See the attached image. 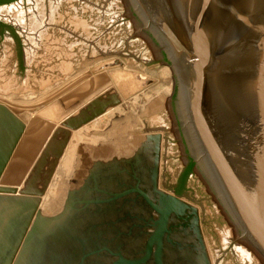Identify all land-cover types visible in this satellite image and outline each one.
I'll use <instances>...</instances> for the list:
<instances>
[{"label": "water", "instance_id": "obj_1", "mask_svg": "<svg viewBox=\"0 0 264 264\" xmlns=\"http://www.w3.org/2000/svg\"><path fill=\"white\" fill-rule=\"evenodd\" d=\"M124 2L167 63L175 112L202 172L239 239L264 264V0ZM117 67L125 63L116 58L94 72ZM133 76L139 87L125 99L156 82ZM121 103L114 89L89 100L55 130L34 165L18 161L16 168L27 124L0 102V238L11 241L0 244L1 264H213L198 207L159 188L160 133L123 160L138 167L153 151L154 193L140 191L150 222L127 225L122 213L137 201L132 191L116 192L126 181L118 160L96 162L59 213L41 209L73 132Z\"/></svg>", "mask_w": 264, "mask_h": 264}, {"label": "rangeland", "instance_id": "obj_2", "mask_svg": "<svg viewBox=\"0 0 264 264\" xmlns=\"http://www.w3.org/2000/svg\"><path fill=\"white\" fill-rule=\"evenodd\" d=\"M51 1L53 0H44L40 7L38 5L32 6L28 2L10 5V1L7 2L8 4L0 5V17L12 21L15 19L16 14H21L22 17H28L27 19H29L32 10L44 11L47 17V14L50 15ZM20 4L22 5L16 7ZM10 8H14L12 12L9 11ZM53 16L54 22L56 21L55 23L58 25L55 33L49 30L51 35L55 34L54 41L51 40L49 43L44 41L36 46L27 41L24 50L21 41H14L9 36L0 39V102L11 108L27 124L23 139L29 133L30 124L25 116H30L32 120H41L44 112L68 98L72 91H74L73 94L77 90L85 93L91 89L90 81L92 78L90 73H87L86 85L79 83V79L69 81L71 72H64L59 68L63 62H71L72 73H75L77 71L84 72V66L89 62L96 66V64H101L104 61L120 59L125 63V68H111L103 73L108 80V85L115 86L113 89L116 92L121 95L128 91L133 92L136 89L134 86L138 85L134 82V74L155 79L156 82L127 99L121 96L122 103L121 106L118 105L119 108L104 117H100L99 120L97 119L85 126L82 130L74 132L75 134L73 138L71 137L68 146L69 151L65 157L68 156L70 149L75 147L74 149H76L78 155L73 158L72 163L78 158H85L86 175L92 163L99 159L94 156L101 157L110 153L107 151L108 149L105 151V147L102 148L96 144L104 141L106 137L123 135L126 140L138 138L140 145L148 134L164 132L166 136L163 145L161 184L171 192L177 191L180 188L177 184V178L185 166L186 156H184L185 153L180 138L181 127L178 126L179 122L176 123L177 119L175 120V118H177V115L174 117V113L176 114L175 107L173 113L174 102L169 91L170 72L152 37L149 35L152 39L150 40L147 36L148 31L144 30L137 14L133 9L129 10L124 0H62L58 10H54ZM32 17H34L33 14ZM75 18L86 21L88 24L87 29H77ZM31 28H33L32 25ZM28 30L27 28L25 32L20 28L23 35ZM65 30H77V35L79 36L82 33L87 40L80 42V40L78 41L70 36L67 37V31ZM65 38H67L66 45L59 46L63 44L61 42ZM72 44L73 47L70 48ZM46 45L53 47V51L50 53L46 51L48 48ZM56 47L63 50H55ZM28 48L32 51L35 50V57L31 60L28 57L29 54H27ZM18 49L21 50L19 55ZM67 50L68 53H75V57L71 59L67 57L63 53ZM86 57L91 59L86 61ZM19 63H23L25 67H20ZM115 70H118L116 72L117 74L120 73L118 76L121 78L112 74V72L115 73ZM166 71L167 74L164 73ZM95 78L96 76L93 77V79ZM121 79V86L125 85L127 80L131 81L132 84L121 88L116 82H120ZM75 103L76 101L73 102L72 106L67 105L69 107L67 110L55 113L56 120H60L74 108H77L78 102ZM56 120H48L46 123L48 125L47 132L39 139L38 148H41L50 136L56 125ZM109 122H111L110 126L107 124ZM166 124L167 126L164 127ZM108 126L110 130L122 126L120 129L122 132L106 135L105 129ZM16 158L17 152L15 160ZM83 177L80 178V181ZM180 194L184 200L198 207L200 211L201 227L213 264H262L260 259H248L238 252V247L245 244L239 239L233 224L222 208L216 192L203 172L197 171ZM43 198L47 202L46 196ZM64 198L65 196L62 199L63 201ZM62 202L56 205V210L59 209L56 213L63 208L64 203L62 205ZM245 246L249 248L247 245Z\"/></svg>", "mask_w": 264, "mask_h": 264}, {"label": "flooded vegetation", "instance_id": "obj_3", "mask_svg": "<svg viewBox=\"0 0 264 264\" xmlns=\"http://www.w3.org/2000/svg\"><path fill=\"white\" fill-rule=\"evenodd\" d=\"M4 1V0H3ZM10 3V5L16 4V3H29L32 6H36L38 5V7H40L41 3L44 2V0H5V2H0V5H5L7 2ZM62 2V0H53L50 3V15L47 14L46 17V13L44 11L39 12V10H32V14L34 17H29V19L22 17L21 14H16L15 19L14 20H7L4 19L2 17H0V30H1V34H0V39H4L7 36H9L12 40H17V41H21L22 45L24 46V50H25V45L26 42H31V44H33V46L36 45H40V43L44 42L45 43H49V41L55 39V34L51 35L49 30H52L53 33H55V31H57V23L54 22V10H58V7L60 6V3ZM7 3V4H8ZM17 5L16 7L21 6ZM14 8H10L9 11H13ZM18 20V21H16ZM30 20V21H29ZM75 20L77 21L75 23V26H77L76 28L79 29H87L86 27H88V24L86 21L83 20H79L78 18H75ZM16 21V22H15ZM31 22V23H29ZM21 23V24H20ZM85 23V24H84ZM74 24V23H73ZM31 25L33 26V28H31ZM20 28L22 30H24L26 32L27 28L28 30V34L26 33L25 35H23L20 32ZM67 31V37L70 36L72 38L77 39L78 41L80 40V42L87 40V38L83 37V34L81 33V35H77V30L75 31H69V30H65ZM52 41V42H53ZM67 38H65V40H63L59 46H63L66 45ZM79 43V42H78ZM53 44V43H52ZM80 44V43H79ZM75 45V44H74ZM78 45V44H77ZM19 46V45H18ZM47 46V45H46ZM48 47V48H47ZM47 50L49 53L53 51V47L51 46H47ZM73 47V44L70 46V48ZM35 49V47H34ZM55 50H63L60 47H56ZM72 50V49H71ZM21 51V50H20ZM20 51L18 49V55L20 54ZM35 50L32 51V49L27 50V54H29V59H33L35 57L34 55ZM67 57H69L70 59L75 57V53L73 54L72 52L68 53V50L66 52H63ZM88 57V56H87ZM85 58L86 61L87 59H91V58ZM23 62V61H22ZM87 63V62H86ZM90 64V65H89ZM20 67H25V65L22 63H19ZM92 63L89 62L87 64H85V71H77L75 73H72V65L71 62H63L62 65H60V70L62 69L64 72H71L70 74V78L69 81H74L75 79H83L87 76V73H92ZM69 67V68H68ZM67 68V69H66ZM60 81V80H59ZM173 113H174V104H173ZM175 113H174V117H175ZM179 115V114H178ZM177 119V120H176ZM175 120L177 121L176 123L179 122L178 126L180 128V121L181 123H183V119L179 116V120L178 118H175ZM151 122V120H150ZM184 124V123H183ZM167 126L164 125V127ZM184 126V125H183ZM180 138L182 141V147L184 149V153L186 156V162H185V166L182 169V171L180 172V175H178L179 177L177 178V184L178 186H181V181L184 177V175L186 174L187 170L192 166V171L191 173L188 175V178L186 180L185 186H187L190 178L192 176H194V174L197 171L202 172L201 167L196 159V154L193 150L192 144L190 146L189 142H188V138L186 133L180 130ZM119 143H132V140H127L124 142H119ZM164 144V143H163ZM162 146V143H161ZM137 148V146H136ZM134 148L130 153L128 154H115L118 156H124V155H130L134 152V150L136 149ZM114 156V155H113ZM112 157V156H111ZM110 157V158H111ZM161 159H163V155H162V151H161V158H160V166H159V188L161 190L170 192V193H174L178 196H181L180 193H178V190L171 192L167 189H165L163 187V185L161 184V177H162V162ZM121 163V171L123 173L122 178H126V181L123 182V186L122 188L118 189L116 192H118V194L123 193L124 191H132L130 199L132 201H137L136 206L134 205H130V207L126 210V212L124 211V213H122V215L124 217H126L128 219L127 221V225H129V227L134 226V227H139L140 225H145L146 223L150 222V218H151V206L149 205V203L147 202L146 199H144V197L141 195L140 191L145 192L148 195H152L154 193V183H153V176H154V169H155V162H154V155H153V151H150V155L146 156L145 161L142 163V165H138V167L136 166L137 162H134V168L131 165H127L125 164L123 161H120ZM129 172L130 174H127V172ZM139 180H141V183L139 185ZM139 185V186H138ZM138 190V191H136ZM123 200L121 199V202ZM200 213V211H199ZM201 217V214H200Z\"/></svg>", "mask_w": 264, "mask_h": 264}, {"label": "bare ground", "instance_id": "obj_4", "mask_svg": "<svg viewBox=\"0 0 264 264\" xmlns=\"http://www.w3.org/2000/svg\"><path fill=\"white\" fill-rule=\"evenodd\" d=\"M17 18V16H16ZM18 21V20H16ZM15 21V22H16ZM21 24V23H20ZM107 62V61H106ZM105 61L103 63H106ZM103 63H98L96 64V66H94V64H92V73L90 74V77L92 78L91 81H90V87L91 89H89V91H86L85 93H82V91L80 90H77L74 94L72 91L70 93V96L68 98H66L65 100L57 103V105H54V107H50V109L46 112H44L43 114V119L41 120H32L31 117L28 115L25 116L27 122H29V133L28 135L25 137L24 139V142L21 143V147H20V152L23 153V152H26L28 149H31L33 150L34 147L35 149L37 148V143L39 141V139L47 132V128H48V125L46 124L48 122V120H53L55 121L56 118H55V113H58L59 111L61 110H67L69 107L67 105H71L73 104L74 101H76V103L78 102V107L77 108H74L72 111H70L68 114H66L63 118H60V120H56V125L55 127L53 128V131L51 132L50 136L48 137V139L44 142V145L39 148L37 150V158L36 160L31 163L30 167L32 165L35 164V162L37 161V159L39 158L41 152L43 151L45 145L48 143L49 139L51 138V136L53 135V133L55 132V130L61 126V123L63 121H65L68 117H71L73 115H75L77 113L78 110H80L79 108L82 107L83 105H85L89 100L95 98L96 96H99L101 95L102 93H105L109 90H112L115 86L113 85H108V80L107 78L105 77V75L103 74L104 71L102 72H94L96 71ZM90 65V64H89ZM69 68V67H68ZM67 69V68H66ZM118 71V70H115V72ZM123 71V70H122ZM120 72V71H119ZM126 72V71H125ZM165 74H167V71L164 72ZM120 74V73H118ZM117 75L118 78H121ZM122 74V73H121ZM96 76L95 79H93V77ZM123 78L125 77L124 74L122 75ZM142 79H147L148 77L146 76H143L141 75ZM128 78V77H127ZM85 79H87V77L85 78H81L79 79L80 82L79 83H82L84 85H86L85 83ZM133 79H134V76H133ZM84 80V81H82ZM132 80V79H131ZM119 86L122 88V87H125V86H129L131 85V81L127 80L125 81V85L121 86L122 84V79L121 81H116ZM88 83V82H87ZM124 83V81H123ZM134 86V85H133ZM134 87H138V85L134 86ZM169 91H170V87H169ZM69 93V92H68ZM119 93V92H118ZM128 93H130V91L126 92L125 94L123 93L122 95L119 93L120 97L123 96L125 97V95H127ZM44 98V97H43ZM122 98V97H121ZM27 99V98H26ZM39 99V98H38ZM35 100V99H34ZM75 103V104H76ZM120 105V104H119ZM121 106V105H120ZM120 106H116L115 108H112L110 109L107 113L103 114L101 117L109 114L111 111L119 108ZM55 108L57 109L55 111ZM50 112V113H49ZM123 113V112H122ZM125 115V114H124ZM117 116V115H116ZM123 116V115H122ZM121 116V117H122ZM119 117V115H118ZM98 120L100 119L97 118ZM96 119V120H97ZM115 119H117L115 117ZM122 119V118H121ZM95 120V121H96ZM116 121V120H115ZM114 121V122H115ZM118 121V120H117ZM94 122V121H93ZM92 123V122H91ZM89 123V124H91ZM111 122L107 123L108 125L110 124ZM127 123V122H126ZM87 124V125H89ZM86 125V126H87ZM123 125V124H122ZM110 126V125H109ZM109 126L105 129V133L106 135H111V134H116V133H121L122 130L120 131V129L122 128H116L114 130H110L109 129ZM129 126V125H127ZM85 127V126H84ZM83 127V128H84ZM81 128V130L83 129ZM109 129V130H107ZM117 129H119L117 132H115ZM97 132V131H96ZM83 136V135H82ZM91 136V135H90ZM81 137V136H80ZM24 138V137H23ZM104 140V138H103ZM109 140V143H96L98 146H101L102 148L105 147V151L107 150L108 154L104 155V156H101V157H106V158H110L111 156L115 155V154H128L130 153L134 148H136V146L139 145V141L138 138H134L132 139V143H119V142H124V141H127L126 139H124L123 135L122 136H112V137H106L105 138V141H108ZM83 142V140H82ZM101 142V141H100ZM70 143V142H69ZM92 144H95L93 142H90ZM95 144V145H96ZM111 144V145H109ZM69 146V144H68ZM68 146H67V150H65L64 152V156L60 159L59 161V164L57 166V169H56V172L53 176V178L51 179V182L49 184V187L47 189V192L45 194L46 196V200L47 202L45 201V199L43 197L41 198V209L43 210V212L46 214V215H54V213H56L58 210H56L57 206L56 205H59L63 200V197L67 196V193L68 191L70 190V188L72 186H76L80 181V177H82L84 174H85V164H86V160L85 158L83 159H76L73 163H72V160L73 158L78 155V153H76V149H74L75 147H73L72 149H70L71 151L69 152L68 156L65 157V155H67L66 153L69 151L68 149ZM77 147V145H76ZM90 152L92 150H89ZM88 152V151H87ZM80 156V155H79ZM94 157H99V156H94ZM64 158V159H63ZM63 160V161H62ZM22 162L24 161V157L22 155V157H18L17 155V158L15 160L16 162V165H14V167H18L19 165V162ZM72 163V164H71ZM83 163V164H82ZM71 165V166H70ZM80 165H81V168H80ZM61 166V167H60ZM70 166V167H69ZM15 168V169H16ZM14 169V168H13ZM72 179V180H71ZM67 191V192H66ZM66 193V194H65ZM65 198H64V201H65ZM64 201L62 202V205L64 203ZM57 214V213H56ZM238 252L241 253V255L243 257H247L248 259H252V258H255L256 260H258L259 258L252 252L249 251V248H247L245 245H242L240 247H238ZM262 263V262H261ZM263 264V263H262Z\"/></svg>", "mask_w": 264, "mask_h": 264}, {"label": "crops", "instance_id": "obj_5", "mask_svg": "<svg viewBox=\"0 0 264 264\" xmlns=\"http://www.w3.org/2000/svg\"><path fill=\"white\" fill-rule=\"evenodd\" d=\"M104 117V116H103ZM81 130V129H80ZM80 130H78V131H80ZM78 131H75V133L76 132H78ZM125 132V131H124ZM74 132H73V135H72V138H73V136H74V134H75ZM156 133H159V132H156ZM150 134H154V133H150ZM160 134H162V136H163V141H162V146H161V151H162V155H163V143H165V134H164V132H160ZM149 135V134H148ZM147 137V136H146ZM145 140H146V138H145ZM145 140L144 141H142L141 143H140V145H138L137 146V148L134 150V152L132 153V154H130V155H124V156H118V155H114V156H112L111 158H106V157H98L99 159L98 160H95L93 163H92V166L87 170V174L85 175H83L84 177L81 179V181L76 185V186H72L71 188H70V190L68 191V193H67V196H66V199H67V197H68V195H69V193H70V191H72L73 189H76V188H78L79 186H81L82 185V183L84 182V180L87 178V176H88V174H89V171L92 169V167H93V165L96 163V162H103V163H109V162H112V161H114V160H118V161H123V160H127V159H130V158H133L138 152H139V150L142 148V145H143V143L145 142ZM72 141H73V139H72ZM24 142V139H23V141L21 142V143H23ZM36 143H40V142H36ZM100 143H109V140L108 141H101ZM20 147H21V144H20V146H19V148H18V150H17V155H18V157L20 158V157H22V155H23V157H24V163L25 164H27V165H31V163H33L35 160H36V158H37V155L39 154H37V150L39 149L38 147L35 149V147H34V149L33 150H31V149H28L26 152H23V153H21L20 152ZM106 158V159H105ZM145 158H146V156H145ZM162 160L163 159H161V162H162ZM86 173V172H85ZM81 178V177H80ZM66 199H65V202H66ZM65 202H64V205H65ZM64 205H63V207H64ZM63 209V208H62ZM61 209V210H62ZM60 212V211H59ZM58 212V213H59ZM11 241L9 240V239H7V238H0V244H8V243H10ZM2 255H1V257H0V262L2 261ZM1 264V263H0Z\"/></svg>", "mask_w": 264, "mask_h": 264}, {"label": "trees", "instance_id": "obj_6", "mask_svg": "<svg viewBox=\"0 0 264 264\" xmlns=\"http://www.w3.org/2000/svg\"><path fill=\"white\" fill-rule=\"evenodd\" d=\"M2 2H5V0L2 1ZM177 95H178V94H177V91H176V94H175V103H176V105H177V109H178V103H177V101H178V96H177ZM191 171H192V166L187 170L186 174L184 175V177H183V179H182V181H181V186H180V188L178 189V193H181V191L184 189V187H185V183H186V180H187V178H188V175L191 173Z\"/></svg>", "mask_w": 264, "mask_h": 264}]
</instances>
